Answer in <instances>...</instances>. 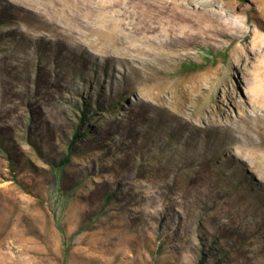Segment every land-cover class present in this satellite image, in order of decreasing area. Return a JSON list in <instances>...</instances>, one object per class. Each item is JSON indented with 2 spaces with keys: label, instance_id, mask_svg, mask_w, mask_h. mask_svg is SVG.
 Here are the masks:
<instances>
[{
  "label": "rangeland",
  "instance_id": "374dc122",
  "mask_svg": "<svg viewBox=\"0 0 264 264\" xmlns=\"http://www.w3.org/2000/svg\"><path fill=\"white\" fill-rule=\"evenodd\" d=\"M0 79V264H264V0H0Z\"/></svg>",
  "mask_w": 264,
  "mask_h": 264
},
{
  "label": "trees",
  "instance_id": "16d2710c",
  "mask_svg": "<svg viewBox=\"0 0 264 264\" xmlns=\"http://www.w3.org/2000/svg\"><path fill=\"white\" fill-rule=\"evenodd\" d=\"M6 69V71H7V68H5ZM4 69V70H5ZM8 73L9 74H3V73H1V76H3V77H6V80H5V85L7 86V88H11L12 87V85H11V83L9 82V79H13V77H12V75H11V73L12 72H10V71H8ZM0 80H2V79H0ZM2 82H3V80H2ZM81 135H79V134H76V136H74V139H77V138H79ZM69 155L67 156V158H64V159H62L61 161H60V163H59V170H62L63 168H64V166L67 164V162H68V160H69Z\"/></svg>",
  "mask_w": 264,
  "mask_h": 264
}]
</instances>
